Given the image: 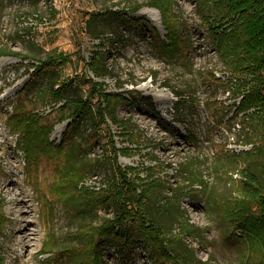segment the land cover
I'll use <instances>...</instances> for the list:
<instances>
[{
  "label": "rangeland",
  "instance_id": "obj_1",
  "mask_svg": "<svg viewBox=\"0 0 264 264\" xmlns=\"http://www.w3.org/2000/svg\"><path fill=\"white\" fill-rule=\"evenodd\" d=\"M151 2L0 0V50L28 56L24 61L0 56V264H70L65 247L75 242L73 234L79 226L101 225L114 216L111 207L84 214L77 202H65L76 182L79 188L94 192L106 188L113 167L100 165L85 175L73 172L62 177L65 147L52 160L44 158L30 165L18 147L19 134L7 125L15 106L23 102L27 110L52 126L49 140L54 145L69 143L68 126L75 120L58 121L60 113L53 108L62 104L55 107L49 97L43 101L38 91L52 79L31 65L53 55L54 80L80 83V93L86 97L91 88L87 79L94 76L85 62L100 48L106 52L113 76L95 81L109 92L132 91L135 107L123 104L118 110L121 119L131 118L130 127L100 121L102 139L84 154L99 160L105 153L113 155V141L123 150L116 154L123 169L133 168L131 174L145 181L163 180L159 204L171 199L174 190L181 194L170 200L166 210L157 212L170 233L167 236L180 239L183 247L194 248L197 258L207 264L244 263L251 244L243 232L241 213L239 217L233 214L252 203L253 195L243 188L242 171L247 168L246 176L257 175L264 187V163L240 156L250 152L252 145L238 141L235 116L242 98L233 96L224 85L235 75L215 48L210 31L216 19L214 7L207 0H171L168 20L175 27L180 19L184 27L179 29L181 43L187 45L183 48L180 43L178 53L170 58L157 49L158 44L171 45L161 12L148 5ZM145 9L157 11L155 23ZM94 14L105 17L99 23L104 30L118 32L120 40L112 48L106 42L111 35L97 39L88 34L87 20ZM135 20L143 21L142 28ZM173 90L192 97L180 114L174 109L179 98ZM90 126V122L81 123L78 136L87 135ZM189 156L196 159L193 169L204 180V188L190 185L178 172L179 163ZM192 226L195 234H186L183 227L191 230ZM100 245V260L105 264H173L162 249L141 239L120 245L106 238ZM168 252L173 255L170 249ZM90 260L96 259L91 256Z\"/></svg>",
  "mask_w": 264,
  "mask_h": 264
},
{
  "label": "trees",
  "instance_id": "obj_2",
  "mask_svg": "<svg viewBox=\"0 0 264 264\" xmlns=\"http://www.w3.org/2000/svg\"><path fill=\"white\" fill-rule=\"evenodd\" d=\"M207 1L212 3L215 12L216 19L214 24H210V31L214 37L216 51L227 68L235 75L232 80L224 82V85L233 93V96L242 98L235 116V120H239L238 141L244 145H252V149L250 152H242L240 156L251 162L264 163V0ZM172 3L171 0H152L151 4H148L158 8L164 19L171 46L158 44L157 49L162 56H171L170 58L178 53L182 35L180 31L184 29L180 19L177 20L175 27L170 25L168 14L172 9ZM104 20L105 17L102 14L92 15L87 20V32L97 39L111 35L107 36L106 42L108 47L112 48L114 43L120 40L119 34L115 30L107 31L104 30L105 26H102L103 28L99 26V23ZM135 22L142 28L143 21L135 20ZM186 43V41L182 42L181 46L185 48ZM103 45L101 43V46ZM4 55L20 57L23 61L28 59V56H22L19 53L0 50V56ZM55 59L52 55L47 60H38L39 64L31 65V67L41 72L45 71L50 80L52 79L49 86L38 91L43 101L49 97L55 107L59 103L62 104L58 108H53V112L60 113L58 121L75 120L68 126L70 142L67 144L64 142L59 146L54 145L49 140L52 126L48 125L49 122L43 117L27 110L23 102L15 106L7 125L13 132L19 134L18 147L23 151L30 165L39 163L44 158L52 160L58 154L57 152L65 147L66 162L63 163L60 171V174L63 173L62 177L73 172L84 174L100 165L113 167L111 182L106 188L94 192L87 188H79V183L76 182L74 191L65 199L66 203L77 202L84 214L109 207L114 213L113 218L105 219L101 225L84 223L79 226L77 232L73 234L75 242L65 247V252L71 260L70 264H105L100 260L99 255H102L103 251L100 242L106 238L120 245L130 244L137 239L149 242L162 249L163 256H166L168 262L173 264H207L197 258L194 248L183 247L180 239H171L167 236L170 233L157 216L159 209L170 206L171 199L180 198L181 194L178 195V190H174L171 199L165 204H159L157 198H159L158 193L163 180L149 179L147 176L148 180L145 181L131 174L133 168L123 169L118 164L116 155L123 150H118L113 141L110 143L114 150L113 155L105 153L99 160L88 159L84 154L88 148L102 139V132L98 126L100 121L109 120L113 125L125 129L124 125L130 127L131 118L121 119L118 116L119 107L123 104L135 107L132 91L109 92L100 82L95 81L113 76L112 69L106 64V52L101 48L96 49L91 53L89 61L85 62L94 76V79H87L86 83H90L91 88L86 97L80 93V83H59L56 79L54 80L51 71ZM173 93L179 98L174 109L180 114V111L192 101V97L186 98L181 91L173 90ZM94 99H97L96 103ZM230 111L231 108L228 109V112ZM241 114H243L242 117H240ZM177 121H182V118H177ZM84 122L91 124L89 133L78 136V128ZM190 136L195 139L193 133ZM77 137H80V141ZM195 163L194 157L185 158L179 163L178 172L185 181H191L190 185L199 184L204 188V180L199 178L193 169ZM261 167L264 178V164ZM246 170L247 168L242 171L246 179L243 188L253 195V198H250L252 203L245 209L238 210L233 216L239 217L241 213L240 222L244 226L243 232L251 244L243 264H264V187L257 175L246 176ZM74 196L81 198H73ZM192 227L191 230L183 227V230L186 234L194 235L196 228ZM169 249L173 255L169 254ZM91 256L96 260L91 261Z\"/></svg>",
  "mask_w": 264,
  "mask_h": 264
},
{
  "label": "bare ground",
  "instance_id": "obj_3",
  "mask_svg": "<svg viewBox=\"0 0 264 264\" xmlns=\"http://www.w3.org/2000/svg\"><path fill=\"white\" fill-rule=\"evenodd\" d=\"M144 13L148 14L149 15V19L152 21V22H156V14L158 15L157 11L154 10V9H145L144 10Z\"/></svg>",
  "mask_w": 264,
  "mask_h": 264
}]
</instances>
